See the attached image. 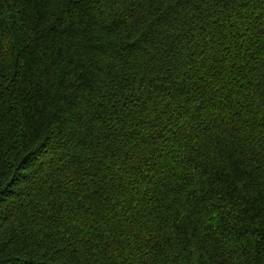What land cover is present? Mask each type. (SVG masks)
<instances>
[{
  "label": "trees",
  "instance_id": "1",
  "mask_svg": "<svg viewBox=\"0 0 264 264\" xmlns=\"http://www.w3.org/2000/svg\"><path fill=\"white\" fill-rule=\"evenodd\" d=\"M0 264H264V0H0Z\"/></svg>",
  "mask_w": 264,
  "mask_h": 264
}]
</instances>
